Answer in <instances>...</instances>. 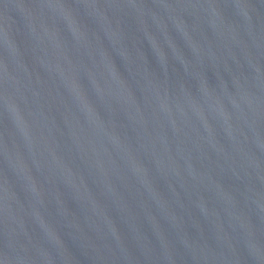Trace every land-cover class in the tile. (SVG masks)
I'll return each instance as SVG.
<instances>
[{
  "label": "water",
  "instance_id": "water-1",
  "mask_svg": "<svg viewBox=\"0 0 264 264\" xmlns=\"http://www.w3.org/2000/svg\"><path fill=\"white\" fill-rule=\"evenodd\" d=\"M0 264H264V0H0Z\"/></svg>",
  "mask_w": 264,
  "mask_h": 264
}]
</instances>
